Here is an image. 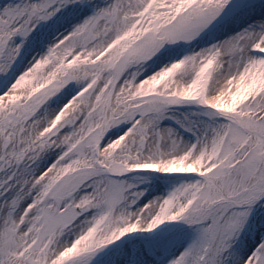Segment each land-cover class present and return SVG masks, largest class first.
Returning <instances> with one entry per match:
<instances>
[{
  "label": "snow or ice",
  "instance_id": "1",
  "mask_svg": "<svg viewBox=\"0 0 264 264\" xmlns=\"http://www.w3.org/2000/svg\"><path fill=\"white\" fill-rule=\"evenodd\" d=\"M0 264H264V0H0Z\"/></svg>",
  "mask_w": 264,
  "mask_h": 264
}]
</instances>
